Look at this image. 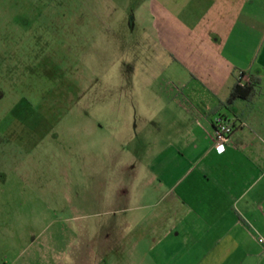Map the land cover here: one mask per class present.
I'll use <instances>...</instances> for the list:
<instances>
[{"label": "rangeland", "instance_id": "obj_1", "mask_svg": "<svg viewBox=\"0 0 264 264\" xmlns=\"http://www.w3.org/2000/svg\"><path fill=\"white\" fill-rule=\"evenodd\" d=\"M148 5L0 0V264H215L179 188L148 183L168 138L136 63Z\"/></svg>", "mask_w": 264, "mask_h": 264}, {"label": "crops", "instance_id": "obj_2", "mask_svg": "<svg viewBox=\"0 0 264 264\" xmlns=\"http://www.w3.org/2000/svg\"><path fill=\"white\" fill-rule=\"evenodd\" d=\"M148 3L150 24L136 63L148 99L165 106L155 124L168 134L162 156L149 164L156 168L151 192L165 200L179 188L171 204L192 214V247H200L201 261L262 264L264 249H256L264 237V0ZM15 53L0 47V64ZM242 74L259 79L260 92L230 103ZM219 118L235 127L220 154Z\"/></svg>", "mask_w": 264, "mask_h": 264}, {"label": "built area", "instance_id": "obj_3", "mask_svg": "<svg viewBox=\"0 0 264 264\" xmlns=\"http://www.w3.org/2000/svg\"><path fill=\"white\" fill-rule=\"evenodd\" d=\"M250 78L246 76L242 78V83H247ZM235 132V127L224 120L223 118H219L216 121L215 126V147L216 149H220L221 147L225 146L226 143L230 140L232 135ZM258 242L264 246V237H260Z\"/></svg>", "mask_w": 264, "mask_h": 264}, {"label": "trees", "instance_id": "obj_4", "mask_svg": "<svg viewBox=\"0 0 264 264\" xmlns=\"http://www.w3.org/2000/svg\"><path fill=\"white\" fill-rule=\"evenodd\" d=\"M245 76H246L245 74H242L240 76L239 81L235 86L232 96L229 100L230 103L233 100H236L237 98H244L245 93L249 92L253 95H256L260 92L259 90L260 80L255 79L253 76H250V80L247 83H242V78H244Z\"/></svg>", "mask_w": 264, "mask_h": 264}]
</instances>
